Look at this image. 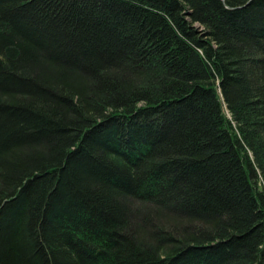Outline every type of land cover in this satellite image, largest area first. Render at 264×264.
Segmentation results:
<instances>
[{
  "label": "trees",
  "instance_id": "16d2710c",
  "mask_svg": "<svg viewBox=\"0 0 264 264\" xmlns=\"http://www.w3.org/2000/svg\"><path fill=\"white\" fill-rule=\"evenodd\" d=\"M0 264H264V0H0Z\"/></svg>",
  "mask_w": 264,
  "mask_h": 264
}]
</instances>
